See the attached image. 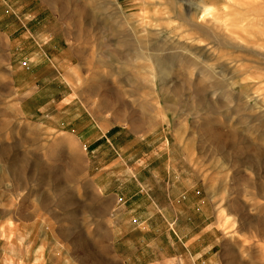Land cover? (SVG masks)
<instances>
[{
	"label": "rangeland",
	"instance_id": "1",
	"mask_svg": "<svg viewBox=\"0 0 264 264\" xmlns=\"http://www.w3.org/2000/svg\"><path fill=\"white\" fill-rule=\"evenodd\" d=\"M0 4V264H12L19 205L29 203L31 215L38 208L36 180L51 185L81 169V149L64 116L82 108L107 125L171 137L195 168L212 226L222 234L213 264H264V237L252 229L264 222V0ZM45 30L75 59L60 72L59 88L52 86L59 91L50 94L53 102L36 92L33 116L25 117L11 50L20 37ZM26 61L25 54L16 63ZM33 72L43 74L38 67ZM43 103L52 105L45 115L37 112ZM43 152L53 155L40 158ZM49 214L38 219L53 231Z\"/></svg>",
	"mask_w": 264,
	"mask_h": 264
},
{
	"label": "crops",
	"instance_id": "2",
	"mask_svg": "<svg viewBox=\"0 0 264 264\" xmlns=\"http://www.w3.org/2000/svg\"><path fill=\"white\" fill-rule=\"evenodd\" d=\"M47 33L29 32L30 37H20L12 46L11 78L25 117L33 116L36 92L59 93L51 88H59L60 72L75 59L70 47L61 49V38ZM25 54V65L16 63ZM37 67L43 74L33 72ZM51 103L37 112L45 115ZM64 117L81 149L82 167L70 180L51 185L36 180L34 215L27 202L17 210L12 264H213L222 234L212 226V207L179 144L162 131L135 133L123 125H107L83 108ZM52 155L38 153L40 158ZM38 164L51 168L40 160ZM62 171L67 174L66 165ZM28 182L31 189L32 180ZM40 214L51 216L53 231L42 228Z\"/></svg>",
	"mask_w": 264,
	"mask_h": 264
},
{
	"label": "bare ground",
	"instance_id": "3",
	"mask_svg": "<svg viewBox=\"0 0 264 264\" xmlns=\"http://www.w3.org/2000/svg\"><path fill=\"white\" fill-rule=\"evenodd\" d=\"M141 53V52H140ZM142 54V53H141ZM143 55V54H142ZM138 56V55H137ZM163 60V59H162ZM165 60V59H164ZM169 70V69H168ZM215 88V87H214ZM225 89V88H223ZM226 93V92H225ZM231 96V95H230ZM232 98V97H231ZM233 99V98H232ZM251 104V103H250ZM254 119V118H253ZM256 122V121H255ZM207 132H209L208 130H206ZM258 152V151H257ZM242 153V152H241ZM264 153V152H263ZM23 166H24V163L21 164V167H19L16 171H17V174L20 175V173L23 171ZM22 168V169H21ZM40 174V173H38ZM42 174V173H41ZM40 174V175H41ZM39 175V176H40ZM43 175V174H42ZM42 177V176H41ZM256 225V229H258V231H264V222H261V221H258Z\"/></svg>",
	"mask_w": 264,
	"mask_h": 264
}]
</instances>
